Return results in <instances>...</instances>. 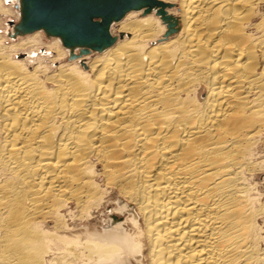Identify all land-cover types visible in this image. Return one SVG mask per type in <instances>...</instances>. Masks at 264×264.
Segmentation results:
<instances>
[{
	"label": "bare ground",
	"instance_id": "6f19581e",
	"mask_svg": "<svg viewBox=\"0 0 264 264\" xmlns=\"http://www.w3.org/2000/svg\"><path fill=\"white\" fill-rule=\"evenodd\" d=\"M153 1L0 33V264H264V0Z\"/></svg>",
	"mask_w": 264,
	"mask_h": 264
},
{
	"label": "water",
	"instance_id": "95a60500",
	"mask_svg": "<svg viewBox=\"0 0 264 264\" xmlns=\"http://www.w3.org/2000/svg\"><path fill=\"white\" fill-rule=\"evenodd\" d=\"M154 5L153 0H24L23 33L42 29L63 36L65 45L103 48L113 42L109 27L131 10Z\"/></svg>",
	"mask_w": 264,
	"mask_h": 264
},
{
	"label": "rangeland",
	"instance_id": "374dc122",
	"mask_svg": "<svg viewBox=\"0 0 264 264\" xmlns=\"http://www.w3.org/2000/svg\"><path fill=\"white\" fill-rule=\"evenodd\" d=\"M14 2H15V4H14V6H13V10L15 11V14H11V13H6V12H0V33H1V35H3L4 37H7V39H6V41H8V42H6L7 44H10V43H12V41L13 40H15L16 42H20L22 39H25L26 40V38H27V36L28 35H33L35 32H33V33H29V34H25V35H15L14 34V32H13V26H12V24L14 23V22H19L20 21V17H19V10L16 8V4H18L17 3V0H13ZM7 6H10L11 7V5L12 4H9V3H5ZM116 24V23H115ZM3 25V26H2ZM7 30V31H6ZM37 32V31H36ZM38 32H40V33H42V35L43 36H45V37H43L44 38V43L46 44V43H49L52 39H54V38H57L56 36H54V35H50V34H48L46 31H43V30H39ZM3 33V34H2ZM39 35V34H38ZM115 35H117V34H115ZM40 36V35H39ZM30 43H28V45H27V47L24 49V50H22L21 52H23L22 54H21V57L23 56V55H27V54H29V52H33V50H34V52L32 53V55L33 56H36L37 57V55L39 54L40 56L42 55L43 57V60H45V61H48L47 60V57L46 56H48L47 55V48H46V46L45 45H35L36 47H34L33 48V46H34V43H31L30 45H29ZM36 44V43H35ZM39 47H40V49H39ZM64 47V46H63ZM30 48V49H29ZM33 48V49H32ZM37 50H36V49ZM39 50V51H38ZM80 50V49H79ZM45 51V52H44ZM27 52V53H26ZM81 53H83L82 51H81ZM52 58L51 56H48V59H50V58ZM72 58H74V54H70L69 55V59H72ZM112 208V207H111ZM111 208L109 207V209H107V211H110L111 210Z\"/></svg>",
	"mask_w": 264,
	"mask_h": 264
}]
</instances>
